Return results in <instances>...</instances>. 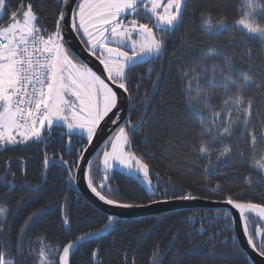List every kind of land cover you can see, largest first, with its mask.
Returning a JSON list of instances; mask_svg holds the SVG:
<instances>
[{
	"label": "snow or ice",
	"instance_id": "6c2138e0",
	"mask_svg": "<svg viewBox=\"0 0 264 264\" xmlns=\"http://www.w3.org/2000/svg\"><path fill=\"white\" fill-rule=\"evenodd\" d=\"M38 7L48 5L20 0L9 13L7 0H0V20L9 14L8 22L0 24V155L23 150L31 144H43L45 171L50 162L58 163L72 182L82 172L87 188L105 205L121 209L143 207L119 199L108 184L110 171L118 168L141 180L153 194L156 191L150 165L143 154L131 147L133 135L139 131L142 121L122 120L121 100L126 97L131 101L133 97L131 76L134 70L164 57L168 40L183 23L187 0H55L51 28L46 26L44 13L38 12ZM237 13L238 17L230 21L224 16L214 19L212 9H202L200 17L205 34L237 31L241 38L264 46V0H238ZM73 38L98 62L99 72L74 50ZM251 59L249 52V61ZM148 72L153 73L154 69L149 68ZM160 77L161 74L156 73L157 81ZM183 79L187 106L198 115L201 125L195 147L208 160L205 171L214 174L227 165L234 148L245 138L255 155L257 132L250 125L254 116L260 120L259 137L264 142V117L254 107L257 96L264 97V78L258 83L250 71L236 70L231 58L210 52L194 69L184 72ZM152 86L157 88V82ZM217 87H222L227 97L219 110L212 102L213 90ZM139 89L140 84H137L135 91ZM250 91L253 95H246ZM106 123L115 127L110 130L108 141L94 153V165L91 159H85V154ZM53 138L61 144L66 140L68 147L75 151V158L65 159L61 154L58 160L50 161L46 149ZM4 163L0 182L11 191L16 177L11 157L6 156ZM24 163L21 157V172L26 176ZM82 164L85 165L83 170ZM252 167L258 174L264 173V152ZM255 186H259V181ZM31 187L38 189L39 185ZM220 189L221 184L216 183L213 190ZM252 189L254 184L248 179L245 189L235 197L226 194L224 203L238 211L247 244L264 258V238L256 240L257 236L264 237V203L239 198L244 191ZM173 198L198 199L191 192ZM61 211L63 224L69 225L68 205H62ZM42 213L43 209L34 211L21 227L16 245L19 254L25 251L21 234L33 217ZM219 214L229 221L232 219L230 210L218 211ZM9 215L7 207H0V233L8 232ZM116 220V216L109 215L103 228L85 231L64 245L46 243V236H40L39 250L29 245L28 254L35 253V264H71L73 249L101 231L109 230ZM253 225L257 227L253 229ZM203 230L201 227L200 231ZM231 239L235 241L236 237ZM234 249L241 251L235 245ZM99 251L98 247L92 251L93 260H97ZM0 264H17V261L8 258L7 250H0ZM124 264H128L127 256ZM132 264H135L134 259ZM150 264H164L158 245L150 256Z\"/></svg>",
	"mask_w": 264,
	"mask_h": 264
},
{
	"label": "trees",
	"instance_id": "16d2710c",
	"mask_svg": "<svg viewBox=\"0 0 264 264\" xmlns=\"http://www.w3.org/2000/svg\"><path fill=\"white\" fill-rule=\"evenodd\" d=\"M19 2L7 0L10 5L7 11L15 10ZM30 2L48 5L38 7L37 11L44 13L46 26L51 28L55 0ZM237 6L238 0H187L183 23L168 40L162 60L142 64L134 70L131 76L134 91L127 119L142 123L133 135L131 147L143 154L150 165L156 191L154 194L148 192L133 177L112 170L108 184L119 199L145 205L191 192L201 199L224 202L226 194L237 196L245 189L246 181L251 179L254 189L244 191L239 198L264 203V173L258 174V170L252 167L264 152V142L259 137L260 120L254 116L250 125L257 132L255 155L247 139H242L234 148L231 161L213 174L205 171L208 160L195 147L201 125L198 115L186 101L183 73L194 69L210 52L231 58L236 70L250 71L258 83L264 78V51L257 42L241 38L237 31L220 35H206L204 32L200 17L202 9H212L214 19L224 16L231 21L238 17ZM8 17L9 14H5L0 24H5ZM221 67H224L223 61ZM149 68L154 72L149 73ZM156 73L161 74L159 81ZM153 82L158 84L155 89ZM137 84H140L139 92L135 91ZM213 92L212 102L219 110L222 100L227 97L222 87ZM246 95L253 93L250 91ZM254 107L264 117V97L257 96ZM46 150L50 161L58 160L61 154L65 159H74L76 155L66 140L61 144L57 138H53ZM44 152L43 144H31L23 150L0 155V174L4 171L6 156L11 157L12 171L16 173L15 187L11 191L0 182V207L10 210L8 232L0 233V250H7L8 258H15L17 264H35V253L29 255L27 249L31 245L38 251L40 236H46V243L64 245L85 231L103 228L107 222L106 215L77 193L60 164L50 162L45 171ZM21 157L25 161L26 176L21 172ZM212 160L215 164V154ZM92 161L95 165L96 158ZM257 181L258 187L255 186ZM216 183L221 184V189L214 191ZM32 185H39V188H32ZM65 204L69 210V225L62 222L61 206ZM38 209H43V213L33 217L30 226L21 234L25 248L21 255L16 247L18 233L29 215ZM201 227L203 231H200ZM232 236L231 221L215 210H185L134 220L117 219L109 230L101 231L98 236L78 245L70 261L71 264H97V260L99 264H124L127 256L128 264H132L133 259L135 264H150V256L158 245L164 264H249L242 251H235L234 245L239 246ZM262 238L257 236L256 240L259 242ZM97 247L100 251L97 260H93L91 253Z\"/></svg>",
	"mask_w": 264,
	"mask_h": 264
},
{
	"label": "water",
	"instance_id": "95a60500",
	"mask_svg": "<svg viewBox=\"0 0 264 264\" xmlns=\"http://www.w3.org/2000/svg\"><path fill=\"white\" fill-rule=\"evenodd\" d=\"M72 36L71 33H69ZM73 48L76 52H79L84 59L90 61V66H92L96 71L101 70V66L98 62L94 61L93 58L89 57L86 52L82 50L81 45L78 40L73 38L72 40ZM121 107L123 109L121 119L126 120L129 110V100L125 97L121 100ZM103 131L98 132L97 140L94 141L93 146L89 147L88 153L85 154L86 160H93L95 157L94 153L101 149V146L108 141L110 136V130L114 129V125L111 123H106L102 125ZM85 165H81V169ZM77 193L83 197V199L90 204L93 208L101 212L102 214L109 216L114 215L119 220H134L143 217H153L161 216L167 213L185 210H202V211H222L230 210L232 212L231 227L234 236L236 237V243L241 249V251L246 255L249 264H264V258L258 256L256 252L247 244V237L243 232V224L239 219V213L237 210L232 209L230 205L224 202L208 201L205 199H195V200H180V199H168L159 200V203H148L143 205V207H133L131 209H121L110 205H105L100 201L90 189L87 188V183L83 179L82 172L75 182H72ZM85 242V241H83ZM81 242V243H83ZM80 243V244H81ZM79 244V245H80ZM74 250V249H73Z\"/></svg>",
	"mask_w": 264,
	"mask_h": 264
},
{
	"label": "rangeland",
	"instance_id": "374dc122",
	"mask_svg": "<svg viewBox=\"0 0 264 264\" xmlns=\"http://www.w3.org/2000/svg\"><path fill=\"white\" fill-rule=\"evenodd\" d=\"M262 26H264V24H262ZM261 47H262V49H263V51H264V46H262L259 42H257ZM112 170H118V171H120V172H122V173H124L125 175H128L127 174V172H126V170H124V171H121L120 169H118V168H113ZM111 170V171H112ZM110 171V172H111ZM129 176V175H128ZM134 179H136L135 177H133ZM137 180V179H136ZM148 192H150L149 190H148V188H147V186L141 181V180H137Z\"/></svg>",
	"mask_w": 264,
	"mask_h": 264
},
{
	"label": "built area",
	"instance_id": "2783aa9c",
	"mask_svg": "<svg viewBox=\"0 0 264 264\" xmlns=\"http://www.w3.org/2000/svg\"><path fill=\"white\" fill-rule=\"evenodd\" d=\"M8 20H9V17H8ZM8 20H7V22H8ZM7 22H6V23H7ZM6 23H5V24H6Z\"/></svg>",
	"mask_w": 264,
	"mask_h": 264
}]
</instances>
